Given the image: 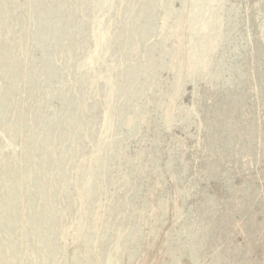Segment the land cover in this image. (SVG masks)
Instances as JSON below:
<instances>
[{
  "label": "rangeland",
  "instance_id": "1",
  "mask_svg": "<svg viewBox=\"0 0 264 264\" xmlns=\"http://www.w3.org/2000/svg\"><path fill=\"white\" fill-rule=\"evenodd\" d=\"M0 264H264V0H0Z\"/></svg>",
  "mask_w": 264,
  "mask_h": 264
}]
</instances>
